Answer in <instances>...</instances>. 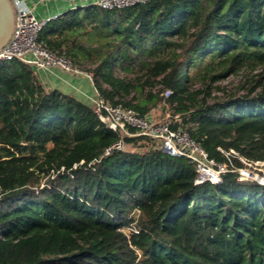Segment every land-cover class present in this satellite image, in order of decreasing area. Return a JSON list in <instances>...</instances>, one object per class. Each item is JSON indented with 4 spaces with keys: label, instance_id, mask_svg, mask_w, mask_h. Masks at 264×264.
<instances>
[{
    "label": "trees",
    "instance_id": "obj_1",
    "mask_svg": "<svg viewBox=\"0 0 264 264\" xmlns=\"http://www.w3.org/2000/svg\"><path fill=\"white\" fill-rule=\"evenodd\" d=\"M37 41L90 73L105 103L150 121L165 109L216 162H264V0L91 6ZM256 69L246 95L211 96ZM35 73L0 62V264H264V187L234 173L196 187L185 158L143 136L105 155L119 134Z\"/></svg>",
    "mask_w": 264,
    "mask_h": 264
},
{
    "label": "built area",
    "instance_id": "obj_2",
    "mask_svg": "<svg viewBox=\"0 0 264 264\" xmlns=\"http://www.w3.org/2000/svg\"><path fill=\"white\" fill-rule=\"evenodd\" d=\"M149 0H97L96 7L100 10H120ZM14 11V29L8 43L0 51V62L16 59L26 66L51 75L57 72L83 76L91 82V74L75 66L63 55L49 51L37 41L38 33L51 19L39 20L32 11L20 0H10ZM92 83V82H91ZM88 98L99 121L110 131L119 134L120 139L105 150V155L111 151L125 149L124 137L143 136L157 140L162 153L172 158H185L193 167L195 177L193 185L198 187L204 183H219L225 173H234L239 181H249L262 186L264 184V162L248 161L242 157L238 160L242 167L211 159L204 149L195 142L184 129L173 130L166 122L150 121L138 116L132 109H124L120 105H110L98 97ZM165 91V97L169 96ZM129 129H133L131 133ZM233 151L226 153L228 157ZM263 187V186H262Z\"/></svg>",
    "mask_w": 264,
    "mask_h": 264
},
{
    "label": "crops",
    "instance_id": "obj_3",
    "mask_svg": "<svg viewBox=\"0 0 264 264\" xmlns=\"http://www.w3.org/2000/svg\"><path fill=\"white\" fill-rule=\"evenodd\" d=\"M24 6L30 9L33 15L39 20L50 19L55 15H60L69 11L86 9L96 6L97 0H20ZM36 71L39 82L48 90L56 89L63 93L79 97L83 100L94 98L95 92L89 79L83 76L69 75L57 72L58 77ZM89 101V100H88ZM163 115V117H160ZM169 113L165 109L155 107L148 114L147 118L152 120H163L168 118Z\"/></svg>",
    "mask_w": 264,
    "mask_h": 264
},
{
    "label": "rangeland",
    "instance_id": "obj_4",
    "mask_svg": "<svg viewBox=\"0 0 264 264\" xmlns=\"http://www.w3.org/2000/svg\"><path fill=\"white\" fill-rule=\"evenodd\" d=\"M56 16L58 15H55L50 19H54ZM259 73L260 69H256L251 72L247 70H242L237 74L230 75L228 78L217 82L213 86L214 89L212 90L211 96L215 98L219 97L220 99H224L225 95H233L236 97L246 95L250 87L254 84V81L258 78ZM160 117H163V115H161ZM130 147L131 146L125 144L124 150H129Z\"/></svg>",
    "mask_w": 264,
    "mask_h": 264
},
{
    "label": "water",
    "instance_id": "obj_5",
    "mask_svg": "<svg viewBox=\"0 0 264 264\" xmlns=\"http://www.w3.org/2000/svg\"><path fill=\"white\" fill-rule=\"evenodd\" d=\"M14 29V11L10 0H0V51L8 43ZM264 187V184L262 185Z\"/></svg>",
    "mask_w": 264,
    "mask_h": 264
}]
</instances>
